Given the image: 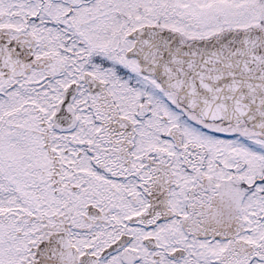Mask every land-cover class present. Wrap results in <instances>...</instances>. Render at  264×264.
<instances>
[{
  "label": "snow or ice",
  "instance_id": "obj_1",
  "mask_svg": "<svg viewBox=\"0 0 264 264\" xmlns=\"http://www.w3.org/2000/svg\"><path fill=\"white\" fill-rule=\"evenodd\" d=\"M0 264H264V0H0Z\"/></svg>",
  "mask_w": 264,
  "mask_h": 264
}]
</instances>
